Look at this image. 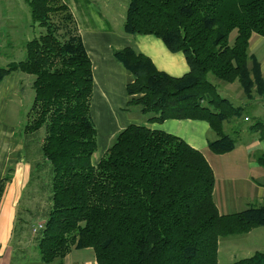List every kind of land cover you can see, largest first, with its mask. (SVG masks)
Segmentation results:
<instances>
[{"label":"trees","instance_id":"obj_1","mask_svg":"<svg viewBox=\"0 0 264 264\" xmlns=\"http://www.w3.org/2000/svg\"><path fill=\"white\" fill-rule=\"evenodd\" d=\"M23 2L41 31L25 43L24 59L0 68V83L16 71L33 77L22 127L29 175L15 238H31L44 264L71 249H91L96 264H219L220 238L264 227V206L220 215L205 157L163 131L129 125L92 165V67L74 18L62 0ZM122 31L161 40L189 69L175 78L129 48L115 51L128 75L126 111L138 108L148 123L205 122L215 137L209 151H233L238 140L224 125L244 108L216 85L237 83L247 100L264 101L260 64L249 53L252 35L264 38V0H127ZM250 132L264 135V117ZM256 161L264 169V153ZM9 181H0V200ZM37 222L42 228L31 236ZM229 264H264V251Z\"/></svg>","mask_w":264,"mask_h":264},{"label":"crops","instance_id":"obj_2","mask_svg":"<svg viewBox=\"0 0 264 264\" xmlns=\"http://www.w3.org/2000/svg\"><path fill=\"white\" fill-rule=\"evenodd\" d=\"M62 1L74 18L91 61L93 88L90 111L96 129V151L91 158L92 165L99 162L121 130L129 125L146 126L180 138L205 157L214 175L213 201L220 215L264 206V169L256 161V156L264 153V135L250 132L254 121L263 120L264 101L257 96L247 100L242 92H233L237 87L233 85L236 84L222 86L226 98L235 107L244 108L242 118L224 125L225 132H235L241 139L237 138L238 144L233 151L223 155H214L209 151L208 142L215 137L205 122L167 120L161 124L148 123L149 116L140 113L138 108L126 111L128 75L113 53L129 48L136 54L148 57L158 71L175 78L182 77L189 70L183 54L170 53L161 40L153 36H127L123 31L116 30L109 20L113 17L108 15L111 9L108 0ZM1 2L5 3V0ZM121 4L125 12L127 0H121ZM10 15L6 9L0 11V68L16 63L9 60L11 53L7 54V48L14 45L8 33L11 28ZM121 18L119 23L122 28L124 15ZM28 21L29 29H33L30 15ZM31 39L27 37L18 43L20 49L17 48V51L21 50L19 58L25 56L24 45ZM249 53L260 64L264 79L263 38L252 35ZM23 75L18 71L13 72L0 83V181L5 177L10 180L0 200V264H44L32 246L31 238L25 241L22 236H13L17 202L23 195L29 175V166L24 161L22 151V127L28 113L24 103L25 94L19 92V82L25 79ZM231 211L233 213H226ZM260 228L243 235L248 236ZM50 264L96 262L91 249H71L61 262L55 260Z\"/></svg>","mask_w":264,"mask_h":264},{"label":"rangeland","instance_id":"obj_3","mask_svg":"<svg viewBox=\"0 0 264 264\" xmlns=\"http://www.w3.org/2000/svg\"><path fill=\"white\" fill-rule=\"evenodd\" d=\"M109 4L111 6L110 11L108 12V15H110L113 18H109V20L112 22L114 28L116 30H121L122 28L120 26V20H122L121 16L124 15L123 13L124 10H122L121 6V0H108ZM2 9H6L11 15V28H9V34L10 38L13 42V47L7 48V54L11 53L9 56V60L12 62H18L24 59V57L19 58V52L17 48L20 49V46L18 43L24 38L26 39L27 37H30V39L39 33L41 31L38 28L29 29L28 27V20H29V9L23 2V0H5V3L1 2L0 0V11ZM124 19V18H123ZM9 20V18H8ZM7 20V22H8ZM9 22L7 23L8 26ZM235 34L233 33L230 37V42L233 41ZM264 40V38H263ZM12 46V45H11ZM18 46V47H17ZM25 79L21 82H19V92L24 93V103L27 105V111L30 110L32 102H33V97H34V91L32 88V84H30V80L32 81L33 77L29 75H23ZM214 82V81H212ZM221 85H216L218 88L221 97L226 98V95L224 94L225 92L222 90V84ZM236 87V89H233L232 91H238L242 92L239 85L236 83V85H233ZM238 88V89H237ZM30 98V101H29ZM227 99V98H226ZM248 125V124H246ZM260 134V132H258ZM233 138H238L239 135L230 132ZM264 146V143H263ZM263 146H261L263 148ZM23 202L27 201V197L24 195L22 198ZM241 210H236L233 211L239 212ZM18 212V207H16V213ZM231 212H226V213H233ZM229 215V214H228ZM42 224V223H41ZM35 225V224H34ZM32 235H34L31 232ZM30 234V235H31ZM32 246L34 245L35 247V242L32 241ZM218 254H217V261L219 264H229L236 262L241 259L248 258L252 256L256 252H263L264 251V227H261L260 229L254 230L250 235L245 236V235H238L235 237H223L219 239V245H218Z\"/></svg>","mask_w":264,"mask_h":264},{"label":"built area","instance_id":"obj_4","mask_svg":"<svg viewBox=\"0 0 264 264\" xmlns=\"http://www.w3.org/2000/svg\"><path fill=\"white\" fill-rule=\"evenodd\" d=\"M42 228V224H37L36 226H34L33 228H32V233H35L37 230H39V229H41Z\"/></svg>","mask_w":264,"mask_h":264}]
</instances>
